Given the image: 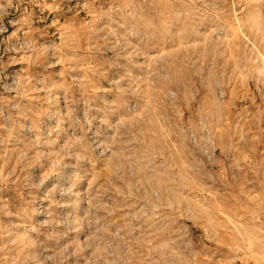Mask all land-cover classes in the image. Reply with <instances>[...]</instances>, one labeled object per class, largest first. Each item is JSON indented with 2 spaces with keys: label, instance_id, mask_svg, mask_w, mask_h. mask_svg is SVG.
<instances>
[{
  "label": "rangeland",
  "instance_id": "obj_1",
  "mask_svg": "<svg viewBox=\"0 0 264 264\" xmlns=\"http://www.w3.org/2000/svg\"><path fill=\"white\" fill-rule=\"evenodd\" d=\"M0 264H264V0H0Z\"/></svg>",
  "mask_w": 264,
  "mask_h": 264
}]
</instances>
